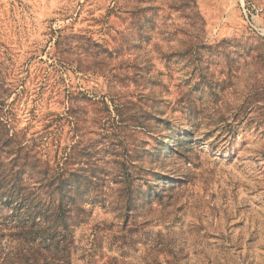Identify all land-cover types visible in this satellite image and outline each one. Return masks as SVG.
Segmentation results:
<instances>
[{
	"label": "rangeland",
	"instance_id": "obj_1",
	"mask_svg": "<svg viewBox=\"0 0 264 264\" xmlns=\"http://www.w3.org/2000/svg\"><path fill=\"white\" fill-rule=\"evenodd\" d=\"M0 116V264H264V0H0Z\"/></svg>",
	"mask_w": 264,
	"mask_h": 264
},
{
	"label": "trees",
	"instance_id": "obj_2",
	"mask_svg": "<svg viewBox=\"0 0 264 264\" xmlns=\"http://www.w3.org/2000/svg\"><path fill=\"white\" fill-rule=\"evenodd\" d=\"M1 117V116H0ZM2 119V117H1ZM6 120V121H5ZM1 123L3 124V126H7L8 122H7V119H2ZM20 210V209H17V211ZM65 209H64V204L62 205V203H59L56 207V210H55V214H54V219L52 220L54 222L55 225H57L58 227H62V229H65L67 230L69 228V225L71 223L67 222L66 221V218H65ZM33 214H29L28 215V219H34V216L32 217ZM34 238V237H33ZM31 255H34V253H32ZM67 258L68 260H70V251H67Z\"/></svg>",
	"mask_w": 264,
	"mask_h": 264
}]
</instances>
